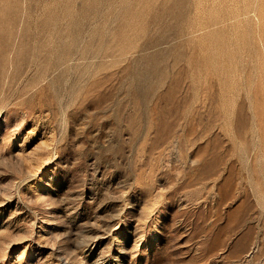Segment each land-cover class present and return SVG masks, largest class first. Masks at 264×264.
<instances>
[{"label":"rangeland","instance_id":"rangeland-1","mask_svg":"<svg viewBox=\"0 0 264 264\" xmlns=\"http://www.w3.org/2000/svg\"><path fill=\"white\" fill-rule=\"evenodd\" d=\"M0 264H264V0H0Z\"/></svg>","mask_w":264,"mask_h":264}]
</instances>
